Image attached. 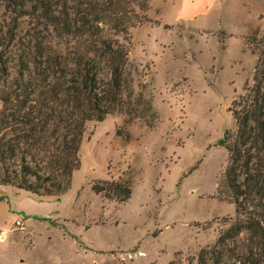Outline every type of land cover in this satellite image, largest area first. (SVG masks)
Wrapping results in <instances>:
<instances>
[{
    "label": "rangeland",
    "instance_id": "374dc122",
    "mask_svg": "<svg viewBox=\"0 0 264 264\" xmlns=\"http://www.w3.org/2000/svg\"><path fill=\"white\" fill-rule=\"evenodd\" d=\"M132 36L135 80L157 117L88 122L66 195L14 194L21 212L7 227L19 217L27 228L6 238L29 247L38 240L27 248L30 264H197L235 218L220 186L229 165L225 137L235 135L236 102L254 82L252 42L264 37V0H221L201 26L147 20ZM106 182L129 186L132 198L94 192L109 189ZM46 244L53 246L45 256Z\"/></svg>",
    "mask_w": 264,
    "mask_h": 264
},
{
    "label": "trees",
    "instance_id": "16d2710c",
    "mask_svg": "<svg viewBox=\"0 0 264 264\" xmlns=\"http://www.w3.org/2000/svg\"><path fill=\"white\" fill-rule=\"evenodd\" d=\"M150 1L0 0L1 185L59 200L81 168L88 122L157 117L132 58V33L148 20ZM252 45L254 82L236 102L220 185L235 218L197 264H264V37ZM105 184L94 192L132 198L129 186Z\"/></svg>",
    "mask_w": 264,
    "mask_h": 264
},
{
    "label": "crops",
    "instance_id": "0c3cea01",
    "mask_svg": "<svg viewBox=\"0 0 264 264\" xmlns=\"http://www.w3.org/2000/svg\"><path fill=\"white\" fill-rule=\"evenodd\" d=\"M220 1L221 0H151L149 11L146 15L149 23L155 25L163 23L168 26L182 24L201 26L214 19ZM153 14L155 16H153ZM220 15L222 16L223 14L220 13ZM13 188L14 187L0 184V233L3 230H7V234L14 231V227L12 229L7 227V222L12 219L15 212H21L17 209V205H15L14 194L18 197V191L23 190ZM23 192L36 196L27 191ZM36 197L39 198L38 196ZM18 218L19 217L16 219ZM6 239L7 238H5L4 241L0 240V264H30L31 259L25 256L28 255V249L37 247L38 240L36 244L31 241L33 247H29V241H26L22 237L18 236L11 241L9 238ZM52 246L51 244H46V246L42 248V251L46 250L45 256L48 255ZM10 254L14 259H9Z\"/></svg>",
    "mask_w": 264,
    "mask_h": 264
},
{
    "label": "built area",
    "instance_id": "2783aa9c",
    "mask_svg": "<svg viewBox=\"0 0 264 264\" xmlns=\"http://www.w3.org/2000/svg\"><path fill=\"white\" fill-rule=\"evenodd\" d=\"M26 228H27V225H26L25 219L20 218V219L15 220L13 230L19 231V232H24V231H26ZM7 232H8L7 230L1 231V233H0V240L1 241L5 240V238L7 236Z\"/></svg>",
    "mask_w": 264,
    "mask_h": 264
}]
</instances>
